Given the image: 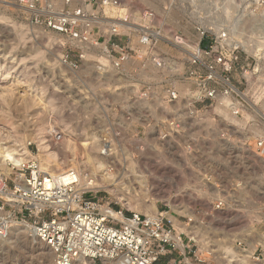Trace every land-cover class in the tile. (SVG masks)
I'll return each instance as SVG.
<instances>
[{"label": "rangeland", "instance_id": "obj_1", "mask_svg": "<svg viewBox=\"0 0 264 264\" xmlns=\"http://www.w3.org/2000/svg\"><path fill=\"white\" fill-rule=\"evenodd\" d=\"M184 6L185 0H119L123 11L113 8L114 12L99 13L116 19L150 9L165 32L174 30L195 41ZM247 20L242 24L244 34L252 39L258 22L251 17ZM61 42L58 34L29 24L17 6L0 7V164L12 154L22 153L24 146L37 155L36 138L41 132L47 150L60 162L49 173L77 169L83 178L91 177L92 183H100L103 172L112 174L116 182L123 178L127 185L132 179L137 200L130 207L113 186L97 190L106 201L127 212L145 214L150 199H155L159 210L168 209L167 200L181 215L193 209L198 213L193 224L200 238L198 250L209 246L214 251L207 264H253L247 257L245 262L233 260L224 254V248H233L235 253L239 250L236 241L242 240L245 245L240 248L249 251V243L264 239V155L247 146L254 144L260 129H245V120H236L229 112L232 119L223 116L214 103L205 122L190 125L193 155L179 140L161 144L155 136V103H144L135 95L144 79L155 82L152 70L138 75L100 72L88 63L73 71L59 64ZM159 47L168 55L181 56L165 40ZM256 65L260 74L247 87L239 82L238 70L233 74L246 93L264 90V59L251 67ZM176 83L180 88L188 85L180 79ZM258 104L264 106V100ZM221 131L227 132L230 142L220 139ZM66 139L74 142V154L65 146ZM64 157L72 162L63 164ZM100 161L105 171L97 168ZM6 169L0 165L1 173L8 174ZM144 177L149 190L138 193L137 185ZM220 199L224 206L214 209ZM32 235L30 231L0 244V264H51L50 251Z\"/></svg>", "mask_w": 264, "mask_h": 264}, {"label": "built area", "instance_id": "obj_2", "mask_svg": "<svg viewBox=\"0 0 264 264\" xmlns=\"http://www.w3.org/2000/svg\"><path fill=\"white\" fill-rule=\"evenodd\" d=\"M12 6L23 12L29 24L61 37L59 64L70 70L88 63L100 72L138 75L152 70L155 82L144 79L135 95L144 103H155L159 143L179 140L192 154L191 123L205 122L212 105L226 101L229 114L245 120V129H260L253 145L246 141L243 145L264 155V106L258 104L264 100V90L246 93L233 76L238 70L239 82L247 87L260 74L259 65L251 64L263 61L264 53L260 48L247 52L242 24L249 17L256 18L254 27L259 29L264 23V0H185L183 8L195 41L174 30L165 32L150 9L137 10L135 15L124 13L116 19L100 15V11L119 6V0H0V7ZM161 40L181 56L162 52ZM177 79L187 87L180 88ZM219 136L230 142L227 132L221 131ZM7 165L10 173L0 172V211L4 212L0 235L11 222L28 224L50 251L51 264H75L83 259L93 264H207L214 254L209 246L198 250L200 238L192 231L198 213L193 209L189 216L168 206L148 217L114 206L100 190L83 187L76 171H72L70 182H64L60 175L42 170L32 155ZM208 181L205 177V185ZM223 206L221 199L213 204L214 209ZM167 213L190 231L177 232ZM236 243L244 250L240 248L244 241ZM248 258L253 264H264V239L255 243Z\"/></svg>", "mask_w": 264, "mask_h": 264}, {"label": "bare ground", "instance_id": "obj_3", "mask_svg": "<svg viewBox=\"0 0 264 264\" xmlns=\"http://www.w3.org/2000/svg\"><path fill=\"white\" fill-rule=\"evenodd\" d=\"M128 3V2H127ZM113 8H119L121 11H123L124 9H122L121 7L119 6H112L108 9H106L107 11L110 10H113ZM114 12V10H113ZM251 20V19H250ZM246 21L249 22V20L246 19ZM249 24V23H248ZM246 27V26H245ZM244 27V28H245ZM249 27V26H248ZM251 30V29H250ZM245 31V30H244ZM12 32V31H11ZM252 38V37H251ZM242 42L245 46V49L249 52V53H252L254 52V50L256 48H260L261 50L264 49V23H262L260 26H259V29L255 30L254 31V38L252 39H249V38H244L242 39ZM4 88V87H3ZM8 88V87H7ZM1 91V90H0ZM3 91V90H2ZM4 92H7L4 91ZM6 94V93H4ZM2 95H3V92H2ZM226 101H221L219 102L217 105H216V110L219 111V113H221L223 116L227 117V118H231V116L228 114V111L226 109ZM233 121V120H232ZM44 128V127H43ZM225 129V128H224ZM41 131H43V129H41ZM40 132V135L36 138V143H37V149H38V153L37 155H32L30 153V150L25 146L23 147V151L22 153H19L17 152V154L10 156V158L8 159V161H11L13 163H17L19 161V158L22 157L23 155H32L34 159L38 160L42 170L46 171V172H50L52 171V169L59 163L60 165V162L59 159L57 160V157L55 155L54 152H50L47 150L48 148V144L46 143V140L44 139V136H42ZM35 141V140H34ZM74 143V142H72ZM71 143L70 139H66L65 140V146L71 150V152H73L74 154V145ZM71 154V153H70ZM72 154V155H73ZM69 155V154H68ZM65 156V155H64ZM70 156V155H69ZM105 156V155H104ZM102 158V157H101ZM106 159V157H104ZM103 158V159H104ZM72 159V158H70ZM102 160V159H101ZM4 164H1L5 169L6 171L8 170V174L10 173V168L7 167V162ZM259 161V160H258ZM72 162V160L70 161L69 159H67L66 157H64L62 163L63 164H70ZM105 162V161H104ZM77 163V162H76ZM78 165V164H77ZM104 164L100 161L97 163V168L98 169H101L102 171H105L104 168ZM76 169V168H75ZM72 171L73 173L76 171L78 173V180H79V183L85 187V188H89V189H93V190H97L98 188H107L108 186H113L115 189H117V191L119 192V194H122L124 198V200H126L127 204L130 206H132L133 203L136 202L137 198H135V195H137V193L135 192L134 190V187L133 184V180L132 179H129V181H127L129 184L127 185L125 183V181L123 180V178L120 177V180L118 182H116V178L114 179L113 175L108 173V172H103V174H101L103 177H102V180H100V183L99 182H93L92 183V178L89 177L88 175H86V178H83L84 176L82 175L81 171H77L76 170H63L62 173H55V174H58L61 176V178L63 179L64 182H70L72 179H73V175H72ZM101 171V172H102ZM5 173V172H4ZM149 173V172H148ZM7 172L5 173V175H8ZM139 177V176H138ZM141 177V176H140ZM75 178L77 179V175L75 176ZM89 178V179H88ZM154 181V180H153ZM156 181V180H155ZM136 185V183H135ZM138 189H137V192L139 193V191H147L149 190V185L147 184V180H146V177H144V180L142 182H139V184L137 185ZM114 190V189H113ZM116 191V192H117ZM135 192L134 193H131V192ZM117 192V193H118ZM6 197H8V195H6ZM123 200V199H122ZM168 201V204L170 206V209L172 210H175L176 212H178V208H176V206L172 205L170 203L169 200ZM181 212V211H179ZM157 213V207L155 205V199H150V210H146L145 211V215L148 216V217H154L155 214ZM4 214L3 211H0V217ZM190 214V211H188L187 215ZM168 217H170L171 219L174 220V225H175V229H177V232H180V231H186V232H189L190 231V227H186V226H183L182 224H180L179 222H177L173 217L172 215H170L169 213H167ZM190 216V215H189ZM181 226V227H180ZM32 231V229L30 228V226L26 223H19V222H11V225L10 227L6 230V233L4 235H0V244H5V243H8L9 242V239L16 236V235H20V234H26L27 232H30ZM192 231L196 232V227H193L192 226ZM177 235V234H176ZM34 236V235H32ZM255 242H251L249 243L250 245V250L247 251V250H241V249H237L234 253V250H232L231 248L229 247H225L224 248V254L228 255V257H232L234 260H237L236 256H242V258H240L239 260L242 261V262H245L244 258H248L251 256L252 252L254 251L255 249ZM41 243V242H40ZM42 244V243H41ZM44 245V244H43ZM243 253H246V254H243ZM51 255V253H50ZM41 256H39V259H40ZM230 258V259H232ZM229 259V260H230ZM41 260V259H40ZM42 262H39V264H41ZM93 262L91 260H88V259H83V260H79L78 262H76L75 264H92Z\"/></svg>", "mask_w": 264, "mask_h": 264}]
</instances>
